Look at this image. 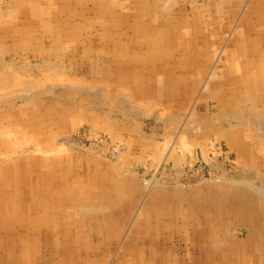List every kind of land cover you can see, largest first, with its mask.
<instances>
[{
  "label": "rangeland",
  "instance_id": "obj_1",
  "mask_svg": "<svg viewBox=\"0 0 264 264\" xmlns=\"http://www.w3.org/2000/svg\"><path fill=\"white\" fill-rule=\"evenodd\" d=\"M77 1L0 0V131L3 132L2 136L0 135V174L11 172L6 170L5 166H8L6 158L10 157L9 154L13 151L8 150L7 143H2L6 130L11 132L9 129L14 130L15 133L22 131L21 138L26 136L25 133L31 138L36 134L35 142L41 145V149L51 151H49L50 154L47 152L48 154L45 155L48 156L50 164L59 163L54 178L47 176L43 184H41L43 181L39 183L41 185L33 184L32 187L40 191L39 196L29 194L20 206H18L19 203L15 204L16 208H24L22 209L24 216L30 222L34 211L33 203L50 200L51 194L55 193L54 190L56 193L62 192L57 186V179L63 178L64 173L70 170L73 174L85 176L82 179L85 180V185L89 186L88 193L92 192L94 190L92 188L95 187L99 200L97 197L93 198L98 200L97 208L100 212H94L92 214L94 218H92L87 216L88 214L83 210L76 212V208L70 206L72 218L69 224L63 221L64 219H60V222L71 232L79 234L80 247L83 248L85 244L90 243H86L85 235H87L91 236L89 239L92 240L93 245L101 248L96 254L91 255L90 262L93 261V264H117L123 256H125L123 259L130 261L133 256L141 253L144 255L151 244L156 246L159 238L162 241L171 238L172 242H169V245L172 246L168 247L163 244L164 242L160 243L162 245L157 246L159 249L153 251L154 264L165 263L166 256L172 257L168 261L169 264H201V253L197 248L199 242L196 236L197 228L200 229L198 224L201 222L195 219L198 218L196 215L199 216L202 207H208L211 215L220 213L216 220H213V226H216L217 222V228L220 225L222 230L219 229L218 238L210 242L209 246L214 244L216 252L231 246L232 248L235 246L234 249L239 251L247 247L250 251L249 240L252 233L248 225L241 226L237 218H229L227 214L222 215L225 213L223 208L228 203H225L224 199L228 198L221 197V195L224 196L221 192L223 187L234 186L236 187L235 196L246 198L247 193L257 195L254 191L255 186L264 187V148H262L264 147V120L262 119L264 116H261L264 115L262 113L264 104L259 103V106H255L257 99L252 98L254 95L246 97L233 95L234 93L228 92L218 84L224 80L222 74L227 64L221 60L223 54L220 57L218 55L222 49L220 44L212 46L211 52L216 54L211 61L204 59L205 46L203 47L201 42L202 38H197V32L192 24L201 22L193 20L195 15L201 12L212 14L210 10H207V6L215 0H193L194 2L192 0H87L82 7L74 8L77 16L75 20H71V15L67 12L69 7L64 4H77ZM243 1H247L246 5L250 3V0H239L240 3ZM98 2L101 4L95 5L99 4ZM145 3L152 5L149 10L145 7ZM233 3V0H228L227 8H230ZM143 21H147L148 28L143 25ZM219 21L221 19L216 23ZM225 22L221 21L218 26L222 27ZM63 23H65L64 26ZM166 23H170V29L166 27ZM47 24L50 25V30ZM182 24L185 27L181 26ZM151 25L167 34H172V32L174 34V26L179 25L176 31H180L185 39L193 37L198 40L200 46L197 54L198 60L192 58L193 63L182 66L187 70L182 69L181 65L176 67V60L173 61L175 59L173 56L182 58L184 52L176 53L178 52L177 44H168L166 40L158 46H152L150 40L144 38L154 31H151ZM229 36L228 39H232ZM136 38H141L142 42L135 41ZM120 42L131 44L128 53L126 49L129 46L125 50L118 49ZM150 48L156 49L152 53L154 56L147 59ZM115 50L123 53L125 57L115 54ZM141 59L145 61L146 72L143 73V80L137 79L136 81V75L131 76L130 74L133 73V69L136 70ZM135 60L138 61L137 64ZM186 61L182 59V62ZM171 63L172 67H169L168 64ZM151 69L156 71L149 74ZM212 70L216 71L215 75L210 74ZM47 105L52 112H50V119L43 116ZM147 109L149 110L146 111ZM159 109L163 113L159 112ZM205 110H208L207 113ZM168 116H171V121L168 120ZM162 118L165 122L161 120ZM238 121L241 123L238 124ZM175 122L178 123L175 124ZM45 123H47V130H41L42 126L46 125ZM170 123L173 124L170 125ZM29 126L33 127L29 128ZM15 133H12V137ZM49 135L52 137L50 138ZM10 138L11 134L7 137L9 144H14V142L11 143ZM58 141H63L66 145L63 142L55 144ZM30 142L31 139L26 145H32L33 141ZM260 142L262 145H259ZM70 143H73L74 147H69ZM37 144L35 146L33 143L32 147L36 148ZM59 144L64 146L62 149L66 152L57 149ZM77 145L76 149L81 148L80 151L75 150ZM14 147L12 146L14 150L21 148ZM27 147L31 146L27 145ZM72 148L78 152L70 151ZM55 151L58 153L56 154ZM60 151L62 153H59ZM161 151L164 152L161 153ZM36 153L37 156L43 154L41 150ZM116 169L119 170L117 173L114 171ZM242 171L247 173L245 176L248 180L251 179L250 183L245 179ZM118 173H122L121 176ZM132 173L136 175H131ZM253 182L260 184L255 183L254 185ZM251 183L253 186H249ZM108 186L113 187L112 194L106 192L105 189ZM214 187L215 189L212 190ZM244 189L245 193L240 195ZM206 194L212 196L211 202L207 201ZM193 201L196 202L192 206ZM52 207L54 206H50L51 209L48 206L45 207V216L47 212L54 213L56 209ZM193 210L195 218L192 215ZM11 214V210L8 214L0 212L1 264L16 263L10 253L11 248L8 249L9 237L6 235L12 236L11 232L20 229L21 226L19 220ZM210 214L208 219L212 217ZM185 223H189L190 227L185 228ZM93 224L97 227L96 229ZM56 226L60 227L58 224ZM260 229L264 231V223ZM258 233L260 232H254L255 235ZM134 235L145 238L147 241H140L137 244L134 242L137 250L133 253L126 252V245L130 243L128 240L132 241ZM149 238H153V242H150ZM10 240L12 242V239ZM261 242L264 245V236ZM141 245L146 248L144 249ZM65 247L66 245H62L58 247L59 250L56 248L51 250L55 252L63 250L59 254L60 258L57 259L58 264H75L73 262L75 260L80 264L81 261L74 257L77 251L66 250ZM34 250L35 254L32 253ZM30 251L27 252L29 255L26 264H44L40 263L38 258L46 256L45 254L49 253L47 249L43 248L40 254H37L35 247Z\"/></svg>",
  "mask_w": 264,
  "mask_h": 264
},
{
  "label": "bare ground",
  "instance_id": "obj_2",
  "mask_svg": "<svg viewBox=\"0 0 264 264\" xmlns=\"http://www.w3.org/2000/svg\"><path fill=\"white\" fill-rule=\"evenodd\" d=\"M73 1V0H72ZM77 1V0H76ZM87 0H79L77 1L78 3H65L64 5L68 6V13L71 15V20H75L76 18V12L74 10L75 7L78 6L82 7V5L86 2ZM189 1V0H188ZM193 1V0H192ZM202 1V0H201ZM231 1V0H230ZM234 3L230 8H227V2L228 0H215L214 2H211L208 6H207V10H210V12H212V14H204V12H201L200 14H197L194 16L193 20H200L201 22H197V23H193L192 27L195 28V31L197 32V38L201 37L202 38V44L203 47L205 46L204 50H205V54L204 59L205 60H212L215 56V52H211L212 50V46L216 45V44H220L221 45V51L220 53H218L219 57L222 55V59L225 62H227V64L224 66V73L222 74V76L224 77V80L219 82L218 84L221 86V88H225V90H227L230 93H234L233 95H241V96H253L252 98L257 99L256 100V105L255 106H259V103H263L264 104V0H250V3L248 5L247 1H243V2H239V0H233ZM194 2V1H193ZM206 2V1H205ZM245 2V3H244ZM249 2V1H248ZM99 4H95V5H100L101 3L98 2ZM192 3V2H191ZM244 4V5H243ZM143 5H144V1H143ZM186 5V4H185ZM192 5V4H191ZM148 6V7H147ZM152 5L151 4H147L145 3V7L147 8V10L150 9ZM196 7V6H195ZM77 8V9H78ZM114 8V7H113ZM199 9V8H198ZM66 12V11H64ZM52 13V12H51ZM227 14V16H226ZM239 14V15H238ZM238 15V16H237ZM73 18V19H72ZM225 18H228V20H224ZM219 19H221V21H226L223 26H218L221 21L217 22ZM48 20V19H47ZM171 21V20H170ZM48 22V21H47ZM45 25V24H44ZM42 25V26H44ZM48 25V30H50V25L53 27L52 23L50 22V25ZM65 25V23H63V26ZM143 25L147 26V21H143ZM238 25V26H237ZM145 26V27H146ZM170 23H166V27L170 29ZM177 26H174V34L172 32V34H167V33H163L161 32V29L156 28V26L151 25V31L154 30L152 33H150V35H146L144 38L148 39V41L150 40V44L152 46H158L160 44H162L165 40V42H169L170 43H175L177 44V49L178 52L176 51V53H180L182 54L184 52V57H180V56H176L174 55L173 57L175 58L173 61L176 60L175 64L176 67L178 65H181L180 67L184 70H187L186 67H182L184 66H188L189 64L193 63V59L198 60V56L197 54L200 51V46L198 44V40H195L193 37H191L190 39H185L184 36L182 34H180V31H176L177 30ZM183 27H185L183 24L181 25ZM47 29V26H46ZM235 29V30H234ZM147 30V29H146ZM150 30V29H149ZM236 31V32H235ZM147 33V32H146ZM241 33V34H240ZM232 37V39H228V36ZM240 34V35H238ZM165 35V36H164ZM229 36V37H230ZM136 37H140V36H136ZM4 39V36L2 37ZM228 39V40H227ZM141 41V38H136L135 41ZM184 41V42H182ZM195 41L197 43V45L195 46ZM118 42V41H117ZM204 42V43H203ZM142 45V44H140ZM4 46V45H3ZM129 46L127 49L126 47ZM131 44L127 43V42H120V47L118 49L121 50H125L126 49V53H128L131 49ZM148 47V46H147ZM5 48V46L3 47ZM149 50V47L147 48ZM151 50L153 49V51L147 54V59H149L151 56H154L152 53H154L156 48H150ZM119 51V50H118ZM3 52V51H2ZM5 52V51H4ZM3 52V53H4ZM123 52V51H122ZM117 53V55L121 56V57H125V55H123V53H119L117 52V50H115V54ZM2 56V55H1ZM26 59V58H25ZM164 59V58H162ZM183 60H189L186 61L185 63L182 62ZM1 60V59H0ZM136 64H137V60ZM141 62L139 63L138 67H136V70L133 69V73L130 74L131 76L136 75V81L137 79L143 80L144 79V74L146 72L145 69V61L143 59L140 60ZM221 62V61H220ZM167 65V64H166ZM169 67H172V63L168 64ZM127 68V67H126ZM132 70V69H130ZM127 71V70H125ZM156 70L151 69L149 74H152V72H155ZM28 72V71H27ZM62 72V71H61ZM130 72V71H128ZM210 74L215 75L216 71L212 70L210 72ZM129 75V77H130ZM221 76V77H222ZM120 77V76H119ZM196 78V77H195ZM132 79V78H131ZM209 79V78H208ZM30 80V79H29ZM219 81V80H218ZM34 82V81H33ZM196 82V80L194 81ZM175 83V81H174ZM179 83V81L177 82ZM17 85V84H16ZM79 89V88H78ZM77 90V89H76ZM80 90V89H79ZM42 91V90H41ZM52 91V90H51ZM82 91V90H81ZM189 91V90H188ZM80 92V91H78ZM137 92V91H136ZM153 92V91H152ZM83 93V92H82ZM190 94V92H189ZM194 94V93H193ZM196 94V93H195ZM23 98V95H21ZM25 96V95H24ZM136 96V95H135ZM192 96V95H191ZM199 97V96H198ZM210 97V96H209ZM183 98V96H182ZM189 98V97H188ZM251 98V99H252ZM19 99V97H18ZM24 99V98H23ZM28 99V98H27ZM118 99V98H117ZM136 99V98H135ZM232 99V98H231ZM236 99V98H235ZM246 99V98H245ZM253 99V100H254ZM26 100V99H25ZM119 100V99H118ZM127 100V99H126ZM132 100V99H131ZM200 100V99H199ZM198 100V101H199ZM204 100V99H203ZM207 102V99H205ZM209 100V99H208ZM28 101V100H27ZM143 101V100H142ZM141 101V102H142ZM193 101V100H191ZM210 101V100H209ZM231 101V100H230ZM242 101V100H241ZM131 103V101H128ZM133 102V101H132ZM149 102V101H148ZM189 102V100H188ZM194 102V101H193ZM201 102V101H200ZM168 103V102H167ZM198 103V102H197ZM231 103V102H230ZM52 104V103H50ZM49 104V105H50ZM135 104V102H134ZM140 104V103H139ZM143 104V103H142ZM191 104V103H189ZM194 104H196L194 102ZM145 105V104H144ZM155 105V104H154ZM53 106V105H50ZM136 106V105H135ZM156 106V105H155ZM157 107H159L157 105ZM164 107V106H163ZM178 107V106H177ZM132 108V107H131ZM162 108V106H161ZM207 108V107H206ZM152 109V108H151ZM165 109V107H164ZM184 109V108H183ZM211 109V108H210ZM213 109V108H212ZM46 112L43 115L45 118L48 117L50 119V107L47 105V107L45 108ZM54 110V109H53ZM149 109H147L146 111H148ZM160 110V109H159ZM215 110V109H214ZM100 111V110H99ZM98 111V112H99ZM166 111V110H164ZM183 111V110H182ZM206 111V110H205ZM208 111V110H207ZM206 111V113H207ZM213 111V110H212ZM242 111V110H241ZM159 112H162L161 110ZM222 112V111H221ZM52 113V112H51ZM54 113V112H53ZM100 113V112H99ZM145 113V112H144ZM163 113V112H162ZM165 113V112H164ZM193 113V112H191ZM195 113V112H194ZM229 113V112H228ZM234 113V112H233ZM264 113V111L262 112ZM102 114V113H101ZM146 114V113H145ZM158 114V113H157ZM160 114V113H159ZM169 114V113H168ZM205 114V113H204ZM225 114V113H222ZM261 114V113H260ZM19 115V114H18ZM161 115V114H160ZM167 115V113H166ZM182 115V114H181ZM180 115V116H181ZM207 116H209V114H206ZM205 115V117H206ZM230 115V114H229ZM228 115V116H229ZM158 116V115H157ZM179 116V115H178ZM178 116L176 117L178 119ZM179 116V117H180ZM191 116V115H190ZM192 116H196V115H192ZM198 116V115H197ZM231 116V115H230ZM250 116V115H249ZM264 116V115H261ZM17 117V116H16ZM100 117V116H99ZM161 117V116H160ZM171 116H168L167 118H169L168 120H170ZM238 117V115H237ZM258 117V116H257ZM89 118V117H88ZM159 118V116H158ZM175 118V119H176ZM233 118V117H232ZM235 118V117H234ZM260 118V117H259ZM20 119V118H19ZM77 119V118H76ZM81 119V118H80ZM93 119V118H92ZM237 120V118H235ZM233 119V120H235ZM242 118L240 117V120ZM258 119V118H257ZM264 120V118H262ZM84 120V119H83ZM90 120V119H89ZM164 120L163 122H165V119H161ZM226 120V118H225ZM229 120V119H227ZM259 120V119H258ZM261 120V118H260ZM262 120V123H263ZM19 121V120H18ZM44 121V120H42ZM85 121V120H84ZM171 121V120H170ZM175 121V120H174ZM256 121V120H255ZM13 122V121H12ZM26 122V121H24ZM22 122V123H24ZM168 122V121H167ZM173 122V121H172ZM236 122V121H235ZM260 122V121H258ZM257 122V123H258ZM8 123V122H7ZM6 123V124H7ZM50 123V122H49ZM81 124V122H79ZM178 122H175V124ZM241 123V122H240ZM238 121V124H240ZM261 123V125H262ZM4 124V121H3ZM37 124V123H36ZM46 125H43L41 130H47V123H45ZM167 124V123H166ZM169 124V123H168ZM167 124V125H168ZM173 123H170V125H172ZM231 124V123H230ZM243 124V123H242ZM246 124V123H245ZM264 124V123H263ZM22 125V124H21ZM260 125V124H258ZM260 125V126H261ZM34 126V125H33ZM33 126H29V128H32ZM36 126V125H35ZM91 126V125H90ZM237 126V125H236ZM248 126V125H247ZM257 126V124H256ZM259 126V127H260ZM50 127V126H49ZM73 127V126H72ZM92 127V126H91ZM264 127V125H263ZM28 128V129H29ZM75 128V127H74ZM93 128V127H92ZM90 128V130L92 129ZM199 128V127H198ZM196 128V129H198ZM225 128V127H224ZM257 127H254V129H256ZM19 131L20 129L17 128ZM51 130V127L49 128ZM248 129V128H247ZM246 129V130H247ZM251 129V128H250ZM11 130V132L9 133L7 130L5 132L4 135V140H2V143L6 144L7 143V148L8 150H11L13 152H11L9 155H11L10 157L6 158L8 163V166L6 170L11 171L10 173H2L0 174V212L2 214H8L10 212V210L12 211L11 216L17 218L20 222V226L21 228L18 230H14L12 231V236H10L9 234L6 235L9 237V240L7 241V245H8V249L11 248L10 253L13 256V261L16 262L15 264H20V262H25V263H21V264H26L27 262V257L29 255V253L27 252H31V249H36L37 254H40V252H42V249L44 248V250L47 249V251H49V253L47 252V254H45L46 256H40L39 262L40 263H44V264H56L57 259L60 258L59 254L61 252H63V250H61L60 252H55V251H51L54 250L55 248L57 250L58 247H62V245H66V250L70 249V250H76L77 254L74 255L75 258H77L78 261H81V263L86 262L87 264H93V261L90 262V258L92 254H96L101 248L93 245L94 243L92 242L91 239H89L91 236H87L85 235V239H86V243L90 242L88 244H85V246L82 248L79 246V243L81 242V238L78 237L77 234H75L74 232H71L70 229H67L66 227H64L65 225L62 224L60 222V219H64L63 221H66V223L69 224L71 217V209L69 208L70 206H74L73 208H76L75 211L79 212L78 210H83L84 212H86L88 215L92 218H94V216H92V214H94V212H100L99 208H97L98 206V200L99 197H97V190L95 191V187L92 188V192L90 191L89 193L87 192V189H89L87 185H85V180L82 178H85V176L83 175H79V174H73L70 170H68L66 173H64V177L63 178H58V176L56 175V177L58 178L57 181V186H59V189H61L62 192H57L56 190L55 193L53 192L51 194V198L50 200H44V201H37L34 202V207H33V216L30 222H28L24 216V208L20 209V208H16L15 204L18 206H20L22 204V201L26 199V197L30 195H37L39 196L40 191L36 188V190L32 187L33 184H39L41 181H43L41 184H43L45 181V178L48 176L49 178L52 176L54 178V173H56V168L59 167L57 162L54 164H50V161L48 159V156H45L46 154H50V150L48 149H41V145L37 144L38 142H35V135H33V138H31L29 135H27L24 131V135H26L24 138H21L20 135H22V131L21 132H17L15 133L14 130ZM258 130V128H257ZM251 131V130H250ZM196 132V131H195ZM253 132V130H252ZM264 132V131H263ZM2 130L0 131V135H1ZM12 133H15L14 136L12 137ZM49 133V132H48ZM91 133V132H90ZM258 133V132H257ZM261 133V132H260ZM11 134V143L14 142V144H9L10 142H8L7 137H10ZM58 134V133H57ZM226 134V133H225ZM251 134V133H250ZM259 134V133H258ZM9 135V136H7ZM60 135V134H59ZM193 135V134H191ZM2 136V135H1ZM16 136V137H15ZM245 136V135H244ZM258 136V135H257ZM261 136V134H260ZM48 137V136H47ZM49 137L51 138L52 136L49 135ZM181 137V136H180ZM183 137V135H182ZM262 137V136H261ZM56 138V137H55ZM61 138V137H60ZM64 138V137H63ZM68 138V137H67ZM252 138V137H251ZM31 139V142L33 141L34 145L37 147L34 148L33 143L31 144H27L30 145L31 147H27L26 143ZM59 139V138H57ZM62 139V138H61ZM43 140V139H42ZM50 140V139H49ZM67 140V139H66ZM182 140H184L182 138ZM27 141V142H25ZM64 141V140H63ZM60 141V142H63ZM180 141V139H179ZM232 141V140H231ZM230 141V142H231ZM257 141V140H256ZM262 141V140H261ZM1 142V141H0ZM59 141L55 144L60 143ZM66 142V141H65ZM169 142V141H168ZM167 142L168 146L169 143ZM183 142V141H182ZM181 142V143H182ZM185 142V140H184ZM237 142V141H236ZM64 143V142H63ZM44 144V142H43ZM54 144V143H53ZM61 144V143H60ZM57 147V149H62V147H64L63 145ZM66 145V143H64ZM71 144V143H70ZM73 144V143H72ZM68 145L69 147H74L73 145ZM165 144V143H164ZM184 144V143H183ZM249 144V143H248ZM21 145V146H20ZM75 145V144H74ZM143 145V144H142ZM250 145V144H249ZM259 145H262L261 142ZM1 146V145H0ZM12 146H18L21 147L19 150H14L12 148ZM24 146V147H22ZM164 146V145H163ZM257 146V145H256ZM5 147V146H3ZM11 147V148H10ZM149 147V146H148ZM258 147V146H257ZM261 147V146H260ZM16 148V147H14ZM23 148V149H22ZM33 148V149H32ZM78 148V145L75 147V150H79L76 149ZM80 148V147H79ZM256 148V147H255ZM264 148V147H262ZM6 149V148H5ZM13 149V150H12ZM56 149V150H57ZM58 149V150H59ZM252 149V148H251ZM2 150V149H1ZM40 152V150L42 151V155L37 156L36 152ZM65 151V149H62ZM61 150V151H62ZM73 150L70 149V151ZM75 150H73L72 152H76ZM81 150V148H80ZM79 150V151H80ZM161 150V149H160ZM164 150V149H163ZM175 150V149H174ZM258 150V148H257ZM261 150V149H260ZM50 151V152H49ZM59 153H62V152ZM68 151V150H67ZM83 151V149H82ZM81 151V152H82ZM255 151V149L253 150ZM262 151V150H261ZM46 152V153H45ZM48 152V153H47ZM56 152V151H55ZM66 152V151H65ZM78 152V151H77ZM76 152V153H77ZM164 151H161V153ZM53 153V152H52ZM51 153V155H52ZM58 152H56L57 154ZM160 152H158L159 154ZM260 153V152H259ZM39 154V153H38ZM54 154V153H53ZM5 155V154H4ZM160 155V154H159ZM258 155V154H257ZM60 156V155H59ZM208 156V155H207ZM53 157V155H52ZM80 157V156H79ZM58 158V157H55ZM60 158V157H59ZM3 159V158H2ZM66 159V158H65ZM77 159V158H76ZM261 159V158H259ZM53 160V159H52ZM71 161V160H70ZM77 162V161H76ZM52 163V162H51ZM72 163V161H71ZM78 164V163H77ZM76 164V165H77ZM81 164V163H80ZM57 165V166H56ZM259 165V164H258ZM3 166V165H2ZM65 166V165H64ZM245 166V165H244ZM243 166V167H244ZM255 166V165H253ZM252 166V168H254ZM77 167V166H76ZM250 167V166H249ZM248 167V169H249ZM264 167V166H263ZM247 168V166H246ZM251 168V167H250ZM259 168V167H258ZM257 168V169H258ZM3 169V168H2ZM114 169V168H113ZM56 170V171H55ZM252 170V169H251ZM254 171L256 169H253ZM65 171V170H64ZM116 173L119 171L114 170ZM247 171V170H245ZM250 171V169H249ZM248 171V172H249ZM97 172V171H96ZM108 172V171H107ZM121 172V170H120ZM244 172V171H242ZM245 173H242L243 176H245ZM258 173V172H257ZM256 173V174H257ZM260 173V172H259ZM258 173V174H259ZM264 173V172H263ZM108 174V173H107ZM119 174V173H118ZM117 174V175H118ZM122 174V173H121ZM121 174H119L121 176ZM241 174V176H242ZM247 174V173H246ZM254 174V173H253ZM257 174V175H258ZM59 175V174H58ZM124 175V174H123ZM131 175H136V174H131ZM224 175V174H223ZM250 175H252V173L250 172ZM93 176V175H92ZM130 176V175H129ZM219 176V175H218ZM249 177V175H247ZM254 176V175H253ZM260 176V175H259ZM118 177V176H117ZM116 177V178H117ZM124 177V176H123ZM136 177V176H135ZM224 177V176H223ZM228 177V176H227ZM73 178V179H71ZM250 178V177H249ZM90 179V177H89ZM217 179H221V178H217ZM229 179V178H228ZM244 179V178H243ZM247 179L248 183L249 179ZM259 179V178H258ZM264 179V178H263ZM55 180V179H54ZM128 180V179H126ZM125 180V181H126ZM231 180V179H229ZM235 179H233L234 181ZM254 180V179H252ZM209 181V180H208ZM228 181V180H227ZM255 181L257 182L256 178ZM226 182V181H225ZM252 182V181H251ZM255 182V183H256ZM109 183V182H108ZM138 183V182H137ZM254 183V182H253ZM253 183L249 184L252 185ZM254 183V185H255ZM39 184V185H41ZM118 184V183H117ZM236 184V182H235ZM260 183H256V185H259ZM54 185V184H52ZM51 186V185H50ZM56 186V187H57ZM114 186V185H113ZM155 186V185H154ZM216 186V185H215ZM253 186V185H252ZM263 186V185H262ZM35 187V186H34ZM139 187V186H138ZM149 187V186H148ZM147 187V188H148ZM152 187V185H151ZM191 187V186H190ZM31 188V189H28ZM115 188V187H114ZM165 188V187H164ZM170 188V187H169ZM209 188V187H208ZM251 188V187H250ZM254 191L257 195H252V193H247L246 198L245 197H240L239 196H235L236 193L234 192L236 190V187L234 186H228V187H223L222 188V192L221 197H227L228 199L225 200V203H227V205L223 208V211H225V213H223L222 215H228L229 218H237L241 223L240 225L243 226V224L248 225V229L251 231L252 235H250V251L248 250V248L244 247L245 249H241L236 250L234 249L235 246L232 248L231 247H226L224 248L222 251L216 252L215 251V246L214 244H211V246H209V243L212 242L213 240H215V238H218V234L220 232L221 226L218 225L217 228V222H216V226H213V220H216V217L218 214L216 215H211L210 214V209L207 207H202L201 208V212L198 215H196L198 218L195 219L197 220V222H201V224H198L200 229H198L197 227V232H196V236H197V240L199 242L198 245V250L199 253H201L200 256V262L202 261L201 264H264V251H263V243L262 238L264 236V231H262V229L259 230L260 226L263 225L264 222H262L264 220V187H254ZM134 189V188H133ZM160 189V188H159ZM215 187L212 189L214 190ZM249 189V188H248ZM247 189V190H248ZM47 190V189H46ZM106 192L108 191L109 194L113 193V187L108 186L106 189ZM162 190V188H161ZM168 190V189H167ZM209 190V189H208ZM250 190V189H249ZM29 193H28V192ZM48 191V190H47ZM52 191V188H51ZM137 191V189H136ZM135 192V191H133ZM139 192V191H137ZM220 192V190H219ZM64 193V194H63ZM67 193V194H66ZM206 193V192H205ZM242 193H245V189L240 192V195ZM260 195H259V194ZM179 194V193H177ZM176 194V195H177ZM202 194V193H201ZM217 194V193H216ZM158 195V193H157ZM156 195V196H157ZM164 195V194H163ZM239 195V194H238ZM88 196V197H87ZM150 196V195H149ZM175 196V195H174ZM190 196V195H189ZM194 196V195H193ZM192 196V198H193ZM198 196V195H197ZM207 196V201L211 200V195L210 194H206ZM219 196V195H218ZM93 197H97L93 198ZM138 197V196H137ZM148 197V196H147ZM204 197V196H202ZM33 198V197H32ZM124 198V197H123ZM191 198V200H192ZM31 199V198H30ZM125 199V198H124ZM184 199V198H183ZM18 200V201H17ZM34 200V199H33ZM133 200V199H132ZM162 200V198H161ZM135 201V200H134ZM186 201V200H185ZM204 201V200H203ZM202 201V202H203ZM12 202L14 204H12ZM149 202V201H148ZM176 202V201H175ZM196 201H193L191 204L192 206L195 204ZM211 202V201H210ZM117 203V202H116ZM134 203V202H133ZM143 203V202H141ZM45 204V205H44ZM150 204V202H149ZM190 204V203H189ZM208 204V203H207ZM11 205V207H10ZM28 205V204H27ZM151 205V204H150ZM176 205V204H175ZM202 205V204H201ZM47 206L50 208V206H54L52 208H55L56 210L54 211V213H44L45 207L47 208ZM191 206V207H192ZM32 207V206H31ZM144 207V206H143ZM162 207V206H161ZM160 207V208H161ZM106 208V207H105ZM104 208V209H105ZM159 208V209H160ZM189 208V207H188ZM198 208V207H197ZM218 208H221L218 206ZM51 209V208H50ZM103 209V208H102ZM100 209V210H102ZM139 209V208H138ZM193 209V208H192ZM212 209V208H211ZM28 210V209H27ZM48 210V209H47ZM126 210V209H125ZM186 210V209H184ZM188 210V209H187ZM217 210V209H216ZM221 210V209H220ZM219 210V211H220ZM43 211V212H42ZM74 211V212H75ZM127 211V210H126ZM139 211V210H137ZM136 211V212H137ZM143 211V210H142ZM194 211V210H193ZM59 212V213H57ZM75 212V213H76ZM102 212V211H101ZM163 212V210H162ZM176 212V211H175ZM29 213V212H28ZM103 213V212H102ZM148 213V212H147ZM151 213V212H150ZM171 213V212H170ZM195 211L192 212L193 217L195 216ZM111 214V213H110ZM139 214L141 215V212H139ZM138 214V217H139ZM144 214V213H142ZM209 214L212 216L210 219H208ZM213 214V213H212ZM190 215V214H189ZM10 216V215H9ZM61 216V217H60ZM106 216V214H105ZM178 216V215H177ZM220 216V215H219ZM136 217V215H135ZM192 217V216H191ZM11 218V217H10ZM9 218V219H10ZM75 218V217H74ZM91 218V219H92ZM132 218V217H131ZM159 218V217H158ZM195 218V217H194ZM29 219V218H28ZM105 219V218H104ZM146 219V218H145ZM177 219V218H176ZM189 219V218H188ZM228 219V218H227ZM99 220V219H98ZM137 220V219H136ZM149 220V219H148ZM178 220V219H177ZM176 220V221H177ZM233 220V219H232ZM236 220V219H235ZM2 221V220H1ZM7 220H5L6 222ZM11 221V220H10ZM9 221V222H10ZM15 221V220H14ZM116 221V220H115ZM190 221V220H189ZM220 221V219H219ZM17 222V221H16ZM83 222V221H82ZM101 222V221H100ZM127 222V221H126ZM163 222V221H162ZM178 222V221H177ZM193 222V221H192ZM195 222V221H194ZM233 222V221H232ZM77 223V222H76ZM89 223V222H88ZM137 223V221H136ZM142 223V222H140ZM144 223V222H143ZM5 224V223H4ZM7 224V223H6ZM29 224V226H28ZM56 224L60 225V227L58 228L56 226ZM154 224V223H153ZM159 224V223H158ZM178 224V223H177ZM176 224V225H177ZM186 224V223H185ZM196 224V223H194ZM1 225V224H0ZM8 225V224H7ZM160 225V224H159ZM168 225V224H167ZM239 225V224H238ZM67 226V225H66ZM82 226V225H81ZM93 226H95L93 224ZM102 226V225H101ZM150 226V225H149ZM158 226V225H157ZM156 226V227H157ZM162 226V224H161ZM178 226V225H177ZM184 226V225H183ZM227 226V225H226ZM85 227V226H84ZM110 227V226H109ZM114 227V225L112 226ZM141 227V226H140ZM163 227V226H162ZM185 228L190 227V224L187 223L185 226ZM16 228V227H15ZM83 228V227H82ZM97 227L95 226L94 229H96ZM177 228V227H176ZM184 228V229H185ZM195 228V229H196ZM8 229V228H7ZM93 229V228H92ZM103 229V228H102ZM156 229V228H155ZM154 229V230H155ZM159 229V228H158ZM157 229V230H158ZM241 229V228H240ZM101 230V229H100ZM111 230V229H110ZM247 230V229H246ZM2 231V230H1ZM5 231V230H4ZM82 231V230H81ZM143 231V230H142ZM244 231V230H243ZM259 231L260 233L258 234H254V232ZM125 232V231H124ZM147 232V231H145ZM232 232V231H231ZM236 232V231H235ZM248 232V231H247ZM7 233V232H6ZM89 233V232H88ZM97 233V232H96ZM130 233V232H129ZM144 233V232H143ZM234 233V231H233ZM232 234V233H230ZM1 235V234H0ZM81 235V234H80ZM98 235V234H97ZM142 235V234H141ZM164 235V234H163ZM226 235V234H225ZM246 235V234H245ZM126 236V235H125ZM7 237V238H8ZM81 237V236H80ZM143 237V236H142ZM157 237V236H156ZM162 237V236H161ZM3 238V236H2ZM1 238V239H2ZM78 238L80 240H78ZM94 238V236H93ZM180 238V237H179ZM238 238V237H237ZM4 239V238H3ZM12 239V242L11 240ZM84 239V238H83ZM101 239V238H100ZM133 240H128L130 241L129 245H126V252L130 251V252H134V250L136 251L137 248L135 249V244H137L140 241H147L145 240V238H140L137 236H133L132 238ZM152 239V241H151ZM169 240L166 241H162L160 238L156 241L158 244H156V246L153 244H151L149 250H147L144 255L141 253L138 256H133L132 259L130 261L123 259L125 256L120 257V259L118 260L117 264H154V260H153V251L158 250L159 248L157 246L162 245L160 243L164 242L163 244L168 245V247H171L172 245H169V242H172L171 238H168ZM114 240V239H113ZM150 242H153V238H149ZM148 240V241H149ZM221 240V239H220ZM60 241V244H59ZM246 241V240H245ZM1 242V241H0ZM11 242V244L9 243ZM155 242V241H154ZM225 242V241H223ZM14 243V244H13ZM100 243V242H99ZM184 243V242H183ZM10 244V247H9ZM127 244V243H126ZM141 244V243H140ZM224 244V243H223ZM226 244V243H225ZM78 245V246H77ZM82 246V245H81ZM139 246V245H138ZM142 246V245H141ZM77 247V248H76ZM79 247V248H78ZM144 249L146 248L145 246ZM213 247V248H211ZM217 247H219V245H217ZM1 248V247H0ZM141 248V247H140ZM212 250H211V249ZM64 249V248H63ZM105 249V248H104ZM183 249V248H182ZM4 251V250H3ZM19 251V253H18ZM74 251V252H76ZM139 251V250H138ZM44 252V251H43ZM104 252V250H103ZM119 252V251H118ZM141 252V251H140ZM159 251H157L158 253ZM165 252V250H164ZM169 252V251H168ZM172 252V251H171ZM185 252V251H184ZM35 254V250L34 252H32ZM46 253V252H45ZM117 253V252H116ZM115 253V254H116ZM18 254V255H17ZM43 254V253H42ZM75 254V253H74ZM102 254V253H101ZM110 254V253H109ZM119 254V253H118ZM128 253H126L127 255ZM130 254V253H129ZM164 254V253H163ZM31 255V254H30ZM71 255V254H70ZM131 255V254H130ZM38 256V255H37ZM103 256V255H102ZM161 256V255H160ZM71 257V256H69ZM105 257V255H104ZM107 257V256H106ZM157 257V256H156ZM109 258V256L107 257ZM129 258V257H128ZM172 257L170 256H166V262L163 264H169V260ZM31 259V258H29ZM94 259V258H93ZM103 259V258H102ZM112 259V258H111ZM115 259V260H116ZM32 260V259H31ZM67 260V259H66ZM84 261V262H83ZM30 262V261H29ZM70 262V261H69ZM76 263V260L73 261ZM72 262V263H73ZM2 262H0L1 264ZM11 263V262H9ZM13 263V262H12ZM32 263V262H31ZM65 263V262H64ZM68 263V262H66ZM71 263V262H70ZM80 263V264H81ZM198 263V262H197ZM58 264V262H57ZM69 264V263H68ZM79 264V263H78ZM158 264V263H157Z\"/></svg>",
  "mask_w": 264,
  "mask_h": 264
}]
</instances>
